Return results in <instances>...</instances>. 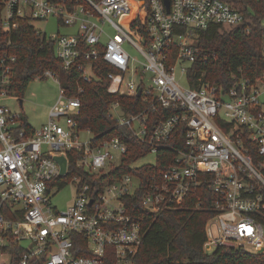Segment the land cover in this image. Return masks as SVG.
<instances>
[{
	"label": "built area",
	"instance_id": "2783aa9c",
	"mask_svg": "<svg viewBox=\"0 0 264 264\" xmlns=\"http://www.w3.org/2000/svg\"><path fill=\"white\" fill-rule=\"evenodd\" d=\"M145 2L0 0V33L15 29L18 20L52 21L55 33L36 31L54 42L65 69L76 66L89 83L101 60L110 68L109 93L133 97L141 89L136 97L144 110L125 113L117 102L110 108L120 113L117 125L154 155L152 162L131 167L154 164L158 150L184 126V148H170L175 158L165 170L145 173L143 181L130 172L117 176L113 170L127 151L125 143L118 138L94 143L89 130L79 129L80 98L67 96L50 71L44 75L56 80L58 97L47 121L27 132L21 114L3 103L11 95L16 58L0 56V264H104L109 253L115 264H133L142 218L130 212L128 200L140 192V206L156 215L181 208L202 183L215 196L204 252L226 246L264 253V223L258 218L264 212V74L239 79L227 90L202 81L190 88L187 75L192 63L209 61L196 47L197 31L210 24L241 26L246 17L226 0H168V6L148 0L144 34L138 35L132 23ZM175 27L185 31L175 33ZM134 70L138 82L126 78ZM158 108L172 113L154 122ZM68 153L77 158L73 169ZM56 156L66 158L63 175ZM67 184L74 185V194L59 210L53 191ZM81 237L86 245L76 247Z\"/></svg>",
	"mask_w": 264,
	"mask_h": 264
},
{
	"label": "trees",
	"instance_id": "16d2710c",
	"mask_svg": "<svg viewBox=\"0 0 264 264\" xmlns=\"http://www.w3.org/2000/svg\"><path fill=\"white\" fill-rule=\"evenodd\" d=\"M226 1L244 13L246 23L235 27L210 24L206 29L195 33L196 47L209 61H196L188 67L190 88H196L198 81H202L227 90L239 79L255 80L264 74V0ZM146 2L132 23L138 35L144 34L143 21L148 14ZM184 31L182 27L174 28L175 33ZM5 53L16 58L9 89L11 95L21 96L32 80L46 78L44 73L50 71L67 96L77 95L80 98V114L76 117L79 129L89 130L94 143L113 138L125 143L127 151L121 163L113 170L117 176L130 172L143 181L145 173H157L172 164L176 152L170 148H184V126L180 124L166 145L158 150L154 164L131 167L132 163L147 156L149 147L134 138L128 128L117 125L110 108L117 102L123 112L133 114L144 110L146 104L136 96L109 93L106 73L110 68L103 61L99 60L94 64L96 79L89 83L82 81L76 66L64 68L62 61L55 55L54 42L38 34L33 25L24 19L18 20L15 29L0 33V56ZM170 113V109L158 108L151 119L155 122ZM22 123L28 133L33 131L23 118ZM68 159L70 168L73 169L77 158L68 153ZM72 173H75L74 170ZM214 198L207 183H202L189 195L181 208L165 210L156 215L140 206V192L132 200H128L131 204L130 212L142 218V240L133 264H264V253L226 246L204 252L202 246L205 241V223L214 215ZM258 218L264 223V212ZM75 240L76 247L86 245L82 237ZM104 264H115L110 253Z\"/></svg>",
	"mask_w": 264,
	"mask_h": 264
},
{
	"label": "rangeland",
	"instance_id": "374dc122",
	"mask_svg": "<svg viewBox=\"0 0 264 264\" xmlns=\"http://www.w3.org/2000/svg\"><path fill=\"white\" fill-rule=\"evenodd\" d=\"M140 1L136 2V7L140 4ZM126 18H131V15L128 17H123L117 19L118 21H123ZM33 27L39 31L46 32L48 35L55 33L58 29V26L51 21L49 23H43L39 21H31ZM130 54L138 61L142 60V56L133 48H129ZM139 63L135 62L133 67L134 69L138 68ZM179 77V76H178ZM128 80L132 79L135 82H138V74L134 70L132 74L129 72L126 77ZM180 78V77H179ZM59 94V86L56 80L53 77H46L43 79L36 78L32 80L25 92L16 97L15 95H10L4 98L3 103L12 111L20 113L22 118L28 123L35 127L41 122H46L48 119V112L51 106L55 103ZM19 99L22 100V105L20 106ZM114 117L119 116V111L117 109H111ZM87 135L82 134L81 139H86ZM154 155L149 153L146 157L138 160L135 164H141L144 162H152ZM74 194V185L67 184L65 187L61 188L58 191H53L52 203L59 209H64L71 201Z\"/></svg>",
	"mask_w": 264,
	"mask_h": 264
},
{
	"label": "water",
	"instance_id": "95a60500",
	"mask_svg": "<svg viewBox=\"0 0 264 264\" xmlns=\"http://www.w3.org/2000/svg\"><path fill=\"white\" fill-rule=\"evenodd\" d=\"M166 6H168V0H164ZM141 89H138L136 96H140ZM20 106L22 105V100L19 99ZM54 160H56L60 166V174L63 175L65 173L66 168V158L64 156H56L54 157Z\"/></svg>",
	"mask_w": 264,
	"mask_h": 264
},
{
	"label": "crops",
	"instance_id": "0c3cea01",
	"mask_svg": "<svg viewBox=\"0 0 264 264\" xmlns=\"http://www.w3.org/2000/svg\"><path fill=\"white\" fill-rule=\"evenodd\" d=\"M49 113V112H48ZM27 123H28V121H27ZM45 122H41L39 125H37V126H35V127H33V126H31L29 123V125L31 126V128L34 130V129H36V128H39L40 126H42L43 124H44Z\"/></svg>",
	"mask_w": 264,
	"mask_h": 264
}]
</instances>
